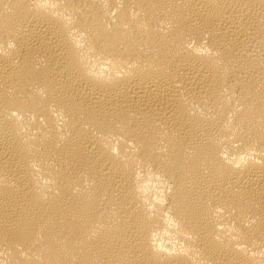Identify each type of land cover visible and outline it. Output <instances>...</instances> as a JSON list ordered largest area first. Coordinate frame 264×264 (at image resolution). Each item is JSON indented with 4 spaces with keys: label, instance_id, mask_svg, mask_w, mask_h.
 I'll list each match as a JSON object with an SVG mask.
<instances>
[{
    "label": "bare ground",
    "instance_id": "1",
    "mask_svg": "<svg viewBox=\"0 0 264 264\" xmlns=\"http://www.w3.org/2000/svg\"><path fill=\"white\" fill-rule=\"evenodd\" d=\"M0 264H264V0H0Z\"/></svg>",
    "mask_w": 264,
    "mask_h": 264
}]
</instances>
